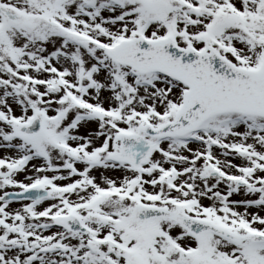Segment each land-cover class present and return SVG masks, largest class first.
I'll return each mask as SVG.
<instances>
[{"label":"snow or ice","instance_id":"snow-or-ice-1","mask_svg":"<svg viewBox=\"0 0 264 264\" xmlns=\"http://www.w3.org/2000/svg\"><path fill=\"white\" fill-rule=\"evenodd\" d=\"M0 264H264V0H0Z\"/></svg>","mask_w":264,"mask_h":264}]
</instances>
